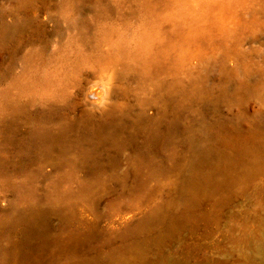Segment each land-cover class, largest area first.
Listing matches in <instances>:
<instances>
[{
  "label": "rangeland",
  "instance_id": "374dc122",
  "mask_svg": "<svg viewBox=\"0 0 264 264\" xmlns=\"http://www.w3.org/2000/svg\"><path fill=\"white\" fill-rule=\"evenodd\" d=\"M11 22L0 264H257L264 0H0ZM204 146L244 163L189 203Z\"/></svg>",
  "mask_w": 264,
  "mask_h": 264
},
{
  "label": "bare ground",
  "instance_id": "6f19581e",
  "mask_svg": "<svg viewBox=\"0 0 264 264\" xmlns=\"http://www.w3.org/2000/svg\"><path fill=\"white\" fill-rule=\"evenodd\" d=\"M24 27L25 23L11 22L4 24L0 28V42L16 39ZM243 163L239 158L221 153L210 146L202 147L197 158L191 165L188 176V184L192 191L188 197L189 203L194 202L193 196L196 191L212 192L226 186L231 180L232 171ZM261 169L264 170L263 163H253L246 168V171L252 173L253 171ZM217 175H220V177H217ZM159 217H162L161 212L152 215L153 220ZM178 218L181 219L184 216H175L171 220L176 221ZM38 227H44V223L40 218H36L30 224L29 229L32 231ZM255 256L257 258V264H264V230L255 245Z\"/></svg>",
  "mask_w": 264,
  "mask_h": 264
}]
</instances>
